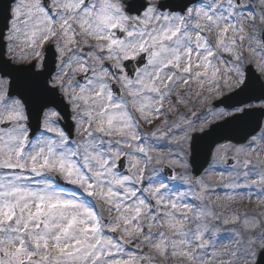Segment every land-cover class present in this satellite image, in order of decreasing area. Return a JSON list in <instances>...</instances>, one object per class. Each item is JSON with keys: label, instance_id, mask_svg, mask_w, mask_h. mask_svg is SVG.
I'll list each match as a JSON object with an SVG mask.
<instances>
[{"label": "snow or ice", "instance_id": "obj_1", "mask_svg": "<svg viewBox=\"0 0 264 264\" xmlns=\"http://www.w3.org/2000/svg\"><path fill=\"white\" fill-rule=\"evenodd\" d=\"M0 264H264V0H0Z\"/></svg>", "mask_w": 264, "mask_h": 264}, {"label": "rangeland", "instance_id": "obj_2", "mask_svg": "<svg viewBox=\"0 0 264 264\" xmlns=\"http://www.w3.org/2000/svg\"><path fill=\"white\" fill-rule=\"evenodd\" d=\"M197 107L199 108L200 106L198 105Z\"/></svg>", "mask_w": 264, "mask_h": 264}]
</instances>
